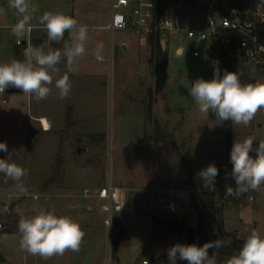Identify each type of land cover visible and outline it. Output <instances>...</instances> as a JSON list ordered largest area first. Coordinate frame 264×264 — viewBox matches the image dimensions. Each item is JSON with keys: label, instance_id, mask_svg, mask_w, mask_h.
<instances>
[{"label": "rangeland", "instance_id": "rangeland-1", "mask_svg": "<svg viewBox=\"0 0 264 264\" xmlns=\"http://www.w3.org/2000/svg\"><path fill=\"white\" fill-rule=\"evenodd\" d=\"M217 1L179 0L183 9L176 10L173 0L165 13L183 14L188 23L196 24L203 20L206 7ZM29 2L38 6V12L32 21L33 25H38L39 16L46 11L61 12L72 16L81 24L88 25L89 33H95L100 30L94 25L108 22L111 15L112 0H29ZM0 8L4 9L3 14H0V62H10L13 59L22 60L23 49L20 48V54L14 53L16 38L11 34V26L17 22L18 17L15 10L8 7V0H0ZM106 33L108 37L105 45L92 47L88 42L86 46L88 54L85 58L82 57L83 63L88 61L85 66L87 70L91 66L103 73V78L108 85V101L105 110L98 117L87 119L79 126L80 128H77V130L81 129L86 132H102L103 136L102 138L95 136L91 138L82 135L79 139L72 131V123L69 120L65 129L59 134L60 141L57 149L51 152L55 157L51 166L46 167V170L49 168L52 174L56 157L60 155L64 163H62L64 172L67 167L73 168V165L79 168L78 171L83 169L82 172H85L88 180L99 182L97 188H102V183L129 186L120 194L126 206L121 211L109 213L107 203L100 202V206H94L92 212L82 214V208H86L88 201L95 199L83 197L80 195L82 193L77 196L75 202L62 199L65 215L77 221L86 234L80 250L78 252L67 251L63 256H54L49 260L29 255L27 261H23L18 254L17 245L12 241H4L0 234L1 251L8 256V262L11 264H143L144 260L148 261V264H156L158 257L167 256L169 247L176 243L185 244L187 230L185 233L169 231L158 242L152 243L153 235L159 234V231L155 229L152 215L163 218H175L176 215H182L181 218L188 220V228L195 227L199 214H202L207 224V231L213 238L217 234L215 229L217 216L205 206V201H210L207 193L211 189L203 187L197 173L209 164L214 163L217 168L221 167L227 151H231L236 140H242L248 136L255 137L254 144L264 140V109L258 111L247 127L232 124L229 137L219 122L210 117L205 119L200 115L188 89L191 83L198 78L205 80L213 78L215 61H218L219 67L218 54L216 49L210 46L209 41L198 43L187 38L185 33H181L170 41L167 50L169 54L167 105L173 110L170 114H165L162 104L164 101L158 102L155 109L156 118L150 119V126L148 125V132L154 134L155 124H158L161 132L168 135L167 142L155 141V143H150V146L138 143L142 124L137 117L128 118L122 123V128L116 127L114 117L123 106V109L128 108L130 104L133 107L128 108L127 111L131 114L138 112V105L133 100L136 98L133 83L140 79L138 75L139 53L134 49L124 51L117 41L120 33L133 35L135 30L122 29L112 32L107 30ZM43 35H46V32L37 28L34 39ZM31 44L34 45V41ZM177 46L184 48L180 55L175 52ZM43 47L46 50L48 47L56 49L52 42L47 40V36ZM110 49L113 51L112 57H110ZM194 51H198L200 55L195 57ZM97 54L104 59L97 60L95 58ZM145 56L147 58L149 54H144V57L142 55L143 60ZM80 59L81 57L76 60L77 67ZM59 67L63 74L64 64L62 63ZM235 72L240 75L241 83L264 81V65L258 66L245 59L236 60ZM151 76V72H148L147 77ZM5 97L7 104L1 103L0 94V142L7 144L9 152L13 154L14 162L26 168L28 175L29 173L31 175L32 171H40L42 167L28 165L30 157L48 155L49 151L44 153L43 150L23 151L19 149L18 141L24 137L23 131L28 123L27 94L20 91L6 93ZM119 98L122 102L120 103L121 108L118 107L117 110L116 105ZM35 131L37 134L34 139L38 138L39 142L48 140V137L42 136L39 132L40 128ZM118 131H121L119 137L116 136ZM69 144L71 151H67L66 148ZM96 144L99 147H94ZM76 147L80 149L89 147V149L87 151L85 148L79 152ZM0 155H2L0 159H5L8 153L0 151ZM65 162L70 165L65 166ZM231 171L232 169L225 171L222 177L225 186L235 189L236 184ZM28 175L23 181L27 188V194H24L15 188L14 181L0 173V186L2 188L11 186L17 191L12 195V199L13 202L16 201L19 206L21 205L20 207L28 204L29 199L32 200L33 195L39 194L42 188L39 183L33 189L32 183L27 179ZM155 184L157 188L165 189L150 190L155 188ZM193 187L195 188V201L191 200L189 191ZM2 188L0 189L3 190ZM169 188L173 189L172 198L178 204L176 212H170L167 202L160 200L169 197ZM89 193L93 191L89 190ZM249 196H252V200ZM130 198H135L133 203H130ZM43 199L44 197L41 196L39 202ZM215 203L217 207L223 208L222 216L226 230L236 231L243 238L248 234L246 230L252 228L264 234V185L261 186L260 191H252L239 198L230 197L228 200H223L216 197ZM28 208L26 209L29 210ZM5 215H0L2 224L0 231L4 227ZM117 223L125 227L126 235L115 248L117 235L120 232ZM87 224L90 226L88 230H85ZM159 264H169L168 258H163ZM176 264H184V260L177 259Z\"/></svg>", "mask_w": 264, "mask_h": 264}, {"label": "clouds", "instance_id": "clouds-1", "mask_svg": "<svg viewBox=\"0 0 264 264\" xmlns=\"http://www.w3.org/2000/svg\"><path fill=\"white\" fill-rule=\"evenodd\" d=\"M8 7L14 9L18 17L11 26V34L19 44L26 34L33 31L32 21L38 6L30 4L29 0H8ZM3 12L4 9H0V14ZM38 26L46 32L49 42L62 44V47H48L46 50L29 42L23 50L22 60L0 62V93L14 87L40 102L49 97L54 87L58 98L66 99L72 88L69 73L73 71L77 58L86 53L89 26L64 13L48 11L39 16ZM65 33L68 34L67 40ZM62 63L65 67L63 74L59 67ZM188 91L203 118L207 119L211 113L221 123L231 121L235 126L247 127L258 111L264 109V81L241 83L240 75L229 71L221 76L218 61L214 62L213 78L196 79ZM254 141L255 137L248 136L232 145L231 176L236 187L225 186L228 197L239 198L249 192L260 191L264 185V140L259 141L255 148ZM0 151L8 153L7 158L0 159V173L14 181L19 192L27 194L23 181L28 170L14 162L5 142H0ZM253 151L255 158L250 155ZM218 174L219 169L213 163L201 169L197 176L205 189H212ZM33 212L31 216L21 217L17 224L21 251L49 260L63 256L67 251L80 250L86 234L77 221L67 215L58 216L54 208L47 210L37 206ZM246 231L248 234L239 251L223 264H264V234L255 228ZM228 244H231V239L209 241L203 246L176 243L167 249L169 264H176L177 259L188 264H217L219 250ZM209 249L216 251L210 256Z\"/></svg>", "mask_w": 264, "mask_h": 264}, {"label": "crops", "instance_id": "crops-1", "mask_svg": "<svg viewBox=\"0 0 264 264\" xmlns=\"http://www.w3.org/2000/svg\"><path fill=\"white\" fill-rule=\"evenodd\" d=\"M113 1V0H112ZM112 5V3H111ZM111 18V15H110ZM110 18L108 22H101L99 24L94 25L96 29H99L100 32L95 33H89V40L88 42L91 44L92 47H95L97 45H105L108 34L106 33L107 25L110 22ZM37 28H40L38 25H34V29L32 32V43L34 41L33 46H44L45 45V38L46 35L40 36L38 39H34V33ZM133 30V29H131ZM111 31V30H110ZM113 31V30H112ZM111 31V32H112ZM120 38H118V45L119 46H125L126 48L124 51H129L130 49H134L139 53L138 56V65L140 66V69L138 70L139 78L138 80L133 83V86L135 87L134 95L136 98H133L134 102L137 103L138 112L137 114H131L127 110L131 109L133 107L132 104L128 105V108L122 107V110L118 112V114H115V121H116V127L122 128V123L126 122V120L130 117H137V119L142 124V128H140V137L137 139V142L140 144H146V146L151 145L150 143H155L153 140V134L149 133L148 131V125L150 124V120L146 116V96L149 89H153L155 85V70L154 68L149 64V58H150V50L148 48L147 44V36L142 35L141 33L137 32L135 30V33L133 35L120 33ZM173 40V39H171ZM170 40V41H171ZM170 41L167 44H161V47L163 50H168V46L170 44ZM44 44V45H43ZM55 48H61L62 44L52 43ZM16 44L14 43V46ZM212 47V44H210ZM184 48L182 46H177L175 48L176 54H182ZM148 53L149 56L146 58H142V55L144 57V54ZM88 52L85 53L83 56H87ZM113 51L110 49V57H112ZM200 55V54H199ZM198 55V56H199ZM195 56V57H198ZM83 57L80 59V63L78 64L75 62L73 65V71L69 73L70 81H71V92L69 96L66 99H59L57 96V91L53 87L51 94L46 100L37 102L35 99H33L31 96L27 95V111H28V123L27 127H25V130L23 131V138L21 141H18L20 143L19 149L23 151L27 150H43L49 151L48 155H42L40 157L34 156L30 157L28 165L30 166H41L42 170L31 172V175L29 173L28 180L31 182V187L34 189L43 182L51 175L50 169L48 168L46 170V167H50L53 159L55 156L51 153L53 149H57L58 143L60 141L59 134L61 131L65 129V126L68 124V119H70L72 123V131L75 133L77 138H81L82 135H87L89 137H101L103 136L102 132H86L81 131V129L77 130V128L87 119L89 118H96L100 115L102 111L105 110L107 101H108V85L103 78V73L99 71V69H95V67L87 68L88 61H85L83 63ZM89 57V55H88ZM95 58L97 60H103L104 58L100 55H96ZM79 59V58H77ZM143 60V61H142ZM87 63V64H86ZM76 68V69H75ZM103 70V69H102ZM150 70V71H149ZM151 72L152 76L147 77V73ZM168 86V83H167ZM167 87L165 88L164 92L158 95H154L153 97V104H152V116L154 118L156 113V104L158 102L164 101L163 104V110L164 113L170 114L173 110V108L169 107L167 105L168 95H167ZM121 99L119 98L117 101L116 108L118 110V107H120ZM2 103V102H1ZM7 104V103H4ZM31 109V110H30ZM70 115V117L68 116ZM41 119L43 122V125L41 124ZM70 123V124H71ZM150 126V125H149ZM40 128V133L48 137V140L39 142L38 138L34 139V136H36L35 129ZM80 128V127H79ZM47 129V130H45ZM117 130V128H116ZM121 131L116 133V136L119 137ZM142 133V134H141ZM73 134V133H72ZM149 134V135H148ZM148 135V139H146ZM70 143V142H69ZM81 147V146H80ZM94 147H99L98 144L94 145ZM67 151H71V145L69 144L66 146ZM88 151L89 147H85ZM84 148V149H85ZM76 149H80L76 147ZM83 148L80 151L84 150ZM2 155H0V158ZM31 160V161H30ZM64 164V163H63ZM66 164H69L68 162H65ZM72 165V164H71ZM64 169V168H63ZM75 167L73 165L72 167H67V170L63 173L62 179L58 180L57 182L53 183L49 186L46 190H41L39 194H34L32 197V200L29 199V203L26 204L24 207H20L16 201L12 199V195L16 194V190L13 189L11 186L9 187H1L3 190L0 189V215L1 214H7L10 210V207L14 209L16 213L19 214V216L24 217L31 216L34 214L33 209L34 207H42L47 210H51L52 208L55 209L56 214L59 215H65V208L63 203H61L62 199H70L75 202L77 200V196L80 194L83 197L86 196L90 199H95L94 201H88L86 208L83 211H81L82 214L87 212H92V209L94 206H100V202H106V199L98 197L96 192L98 191L97 188L99 182L90 181L87 178V175H85V172H82L83 169H80ZM121 180H119L120 182ZM103 186L107 185L105 183H102ZM115 187L119 188L120 191H123L125 188L128 189L129 186H121L116 185ZM155 188L150 189L152 191L165 189V188H157V184L154 185ZM131 188V187H130ZM185 189V188H184ZM85 190H92L93 193H88L89 195L85 194ZM187 190V189H186ZM171 191V194L173 192L172 188H169V193ZM36 196V198H35ZM44 197L41 202H39L40 198ZM133 198V202H134ZM14 204V205H13ZM29 205V206H28ZM29 207L27 210L26 208ZM103 208V206H102ZM158 216V215H156ZM182 216V215H181ZM179 215H176V218L180 217ZM161 217V216H160ZM188 223V220H187ZM90 225H85V228ZM0 234L3 236L4 241H12L15 245H17L18 254L21 256L23 261H27L29 254L26 252L21 251L19 247V239L20 235L19 233H3L0 231ZM0 255L4 258V264H11L8 262L9 258L7 255L3 254L0 248ZM1 264V263H0ZM13 264V263H12Z\"/></svg>", "mask_w": 264, "mask_h": 264}, {"label": "built area", "instance_id": "built-area-1", "mask_svg": "<svg viewBox=\"0 0 264 264\" xmlns=\"http://www.w3.org/2000/svg\"><path fill=\"white\" fill-rule=\"evenodd\" d=\"M158 1L113 0L107 29L111 31L133 29L144 36L153 33L160 44H167L181 33H185L187 38L198 43L209 41L210 44H216L223 33H228L231 36L230 55L236 60L245 59L258 66L264 65V31L261 29L264 25V0H243L239 7L218 0L206 7L203 20L196 24L188 23L184 15L177 12L170 15L165 12L160 14ZM174 8L183 9L180 2H175ZM32 32L26 34L19 44L15 40V44L27 46L29 42L32 43ZM193 55L198 56L199 52L194 51ZM6 93L7 89L0 93L3 104L7 103ZM40 122L43 125L42 119ZM88 193L89 190H85V194L89 195ZM120 194L119 188L108 183L98 189L95 195L106 199L110 213L125 208V202ZM249 197L252 200V196ZM229 198L225 194L222 196L223 200ZM160 200L167 202L170 212L178 210V204L172 198L171 191L169 197ZM143 264H148V261L144 260Z\"/></svg>", "mask_w": 264, "mask_h": 264}, {"label": "trees", "instance_id": "trees-1", "mask_svg": "<svg viewBox=\"0 0 264 264\" xmlns=\"http://www.w3.org/2000/svg\"><path fill=\"white\" fill-rule=\"evenodd\" d=\"M175 2H178L179 0H174ZM190 1V0H187ZM224 2L234 6L239 7L242 5L243 0H223ZM159 12L160 14H163L166 10V8L173 3V0H159ZM262 31H264V25L261 26ZM230 34L223 33L220 38L218 39V42L216 44H212V47L216 49L218 54V60H219V70L220 75L222 76L225 71L229 72H235L236 67V59L229 54V50L231 48L230 43ZM65 39H68V34L65 33ZM147 44L148 48L150 50V58H149V64L154 68L155 70V85L153 89H149L146 96V116L150 120L152 119V104H153V97L154 95H158L164 92L165 88L167 87V78H168V64H169V54L167 50H163L161 47V44L158 40V38L153 34H149L147 36ZM25 49L24 45H15L14 53L20 54L21 50L20 48ZM70 117V115H68ZM209 117L220 123V125L225 129L228 137L231 133L232 128V122L226 121L221 123L218 121L213 114H209ZM70 120V119H68ZM167 134H164L161 132L159 125L155 124V132L153 134V140L156 142H167ZM259 143H255L253 146L258 147ZM255 158V151L250 153ZM63 159L60 158V155H57L56 161L53 165V172L52 174L43 182L41 190H46L49 188L50 185L57 182L58 180L62 179L64 169L62 166ZM219 169V174L215 178V187L212 188L207 195L210 198V201H205V206L210 208L217 216L216 218V236L213 238L210 237L208 231H207V224L203 218L202 214H199L198 216V222L195 227H188L186 232V242L185 244H196L197 246H203L204 243L209 241H215V240H227L231 239V244H228L227 246L221 248L219 250V253L217 255V264H223V262L229 258L231 255L236 254L239 249L241 248L244 239L243 237H240L236 231H228L224 228V222H223V208L217 207L215 203V198L220 197L222 198L223 194H225L226 188H225V182L223 180V173L227 170L232 169V164L230 162V151L228 150L226 153L225 161ZM190 196L191 200L195 201L194 199V191L195 188H191L190 190ZM10 211L5 215L4 222H3V229L1 232L3 233H18L17 224L20 220V216L18 213L13 211L12 206L9 209ZM176 218V217H175ZM174 219V218H172ZM153 223L155 225V229L159 231V234L153 235L152 243L158 242L160 239H162L166 234H168L167 231H165L162 227L157 226L155 221L153 220ZM117 227L119 228V233L117 235L115 248H117L119 242L121 239H123L126 235V229L124 226H121L117 223ZM215 249H209V255H213L215 252ZM163 258H168V256H160L156 259V264H159ZM4 258L0 255V263L4 264ZM184 264H188L187 261H184Z\"/></svg>", "mask_w": 264, "mask_h": 264}, {"label": "water", "instance_id": "water-1", "mask_svg": "<svg viewBox=\"0 0 264 264\" xmlns=\"http://www.w3.org/2000/svg\"><path fill=\"white\" fill-rule=\"evenodd\" d=\"M3 9V8H0ZM123 49H125L126 47L123 46ZM21 90L16 89L14 87H9L7 89V93H18ZM81 149H78V151L80 152ZM130 203H133V198H130ZM85 209H82V211ZM153 220L155 221L157 226L162 227L165 231L169 232V231H175L178 233H185L187 230V218H163L160 216H156V215H152Z\"/></svg>", "mask_w": 264, "mask_h": 264}]
</instances>
